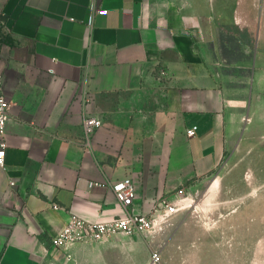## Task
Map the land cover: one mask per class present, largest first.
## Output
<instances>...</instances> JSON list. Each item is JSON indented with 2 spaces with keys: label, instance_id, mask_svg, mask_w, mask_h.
<instances>
[{
  "label": "crops",
  "instance_id": "crops-1",
  "mask_svg": "<svg viewBox=\"0 0 264 264\" xmlns=\"http://www.w3.org/2000/svg\"><path fill=\"white\" fill-rule=\"evenodd\" d=\"M91 5L0 0V77L11 103L0 168V264H152L154 252L159 264H235L227 226L208 225L197 209L175 215L160 232L61 254L51 240L71 214L93 222L121 216L113 183L131 178L137 198L130 210L147 214L218 170L238 145L235 124L245 108L262 105L264 0H95L94 11L108 14L96 13L88 26ZM163 97L170 109L157 119L176 115L181 124L172 143L153 131V111L135 147L107 118L133 103L166 105ZM89 117L103 126L86 144Z\"/></svg>",
  "mask_w": 264,
  "mask_h": 264
},
{
  "label": "rangeland",
  "instance_id": "rangeland-1",
  "mask_svg": "<svg viewBox=\"0 0 264 264\" xmlns=\"http://www.w3.org/2000/svg\"><path fill=\"white\" fill-rule=\"evenodd\" d=\"M4 35L5 31L0 27V39ZM261 95L262 105L250 108L249 112L245 108L240 121L235 124L238 145L233 153L227 152L223 163L206 183L196 187V180H191L185 186L184 197L189 199L192 207L184 213L197 209L201 215H207L208 225L223 222L224 228L227 226L235 264H264V94ZM162 102L166 105L150 108L136 106V103L124 105L121 113H110L107 118L115 127L130 133L127 142L135 147L144 141L140 134L146 130L149 111H153V131L163 130L161 140L166 142L165 136L166 139L168 136L172 143L177 141L175 136L181 124L176 115L171 116L169 122L166 119L164 123L167 124L157 119L161 117H157L156 112L170 109L167 98L163 97ZM106 109L115 110L114 107ZM215 180H218L219 188L209 194ZM221 236L219 233L217 238Z\"/></svg>",
  "mask_w": 264,
  "mask_h": 264
},
{
  "label": "built area",
  "instance_id": "built-area-1",
  "mask_svg": "<svg viewBox=\"0 0 264 264\" xmlns=\"http://www.w3.org/2000/svg\"><path fill=\"white\" fill-rule=\"evenodd\" d=\"M94 2L91 0L93 12L89 15L87 25L92 26L95 14L106 15L107 10L94 11ZM11 103L3 90V81L0 77V168H5L6 158V135L7 126L10 121ZM103 126L102 120L89 117L83 125V140L89 144L94 134ZM197 128L187 131L188 136H193ZM15 182H11L14 186ZM96 185H100L96 183ZM115 194L117 202L123 208V214L113 220L104 222H93L71 214L62 232L52 238L51 249L54 253L61 254L72 246L79 244L95 243L109 240L121 235L131 236L134 234H153L162 231L164 225L175 215L188 211L192 204L189 199L179 196L175 200L163 199L152 211L147 214L134 213L130 208L137 198V190L131 178H125L110 185ZM183 197V198H182ZM55 209L59 206L55 205ZM152 264H159L161 255L154 252L151 256Z\"/></svg>",
  "mask_w": 264,
  "mask_h": 264
},
{
  "label": "bare ground",
  "instance_id": "bare-ground-1",
  "mask_svg": "<svg viewBox=\"0 0 264 264\" xmlns=\"http://www.w3.org/2000/svg\"><path fill=\"white\" fill-rule=\"evenodd\" d=\"M219 188V182L218 180H215L214 183L210 186L209 189V194H211V192L216 191Z\"/></svg>",
  "mask_w": 264,
  "mask_h": 264
}]
</instances>
